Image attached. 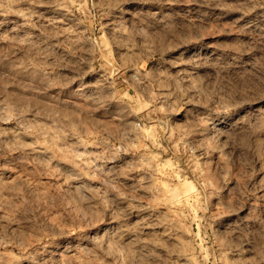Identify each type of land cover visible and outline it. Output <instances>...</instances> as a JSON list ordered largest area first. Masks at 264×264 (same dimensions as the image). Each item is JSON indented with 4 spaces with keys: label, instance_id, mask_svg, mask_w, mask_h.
Returning <instances> with one entry per match:
<instances>
[{
    "label": "rangeland",
    "instance_id": "374dc122",
    "mask_svg": "<svg viewBox=\"0 0 264 264\" xmlns=\"http://www.w3.org/2000/svg\"><path fill=\"white\" fill-rule=\"evenodd\" d=\"M0 264H264V0H0Z\"/></svg>",
    "mask_w": 264,
    "mask_h": 264
}]
</instances>
